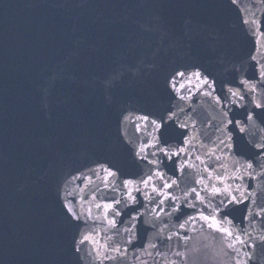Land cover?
<instances>
[{
  "label": "water",
  "instance_id": "water-1",
  "mask_svg": "<svg viewBox=\"0 0 264 264\" xmlns=\"http://www.w3.org/2000/svg\"><path fill=\"white\" fill-rule=\"evenodd\" d=\"M242 18L259 22L252 25L258 28L255 35ZM260 32H264L261 0H238L237 5L231 0H0V264H100L95 253L86 254L91 245H84L81 253L73 246L81 233L93 230L101 243L111 236L110 244L127 248L125 257L103 264H165L157 251L166 253L168 260H179L172 255L175 251H187L186 264H235L251 251L249 264H264L260 240L264 217L256 215L264 208V176L234 182L255 193L246 202L247 209L245 204L227 209L235 218L234 231L247 233L243 238L256 245L255 249L237 245L239 257L200 221L186 225L187 231L179 228L185 214L204 208L198 202L196 210L183 207L172 217L161 213L152 228L144 221L155 217L159 197L150 203L137 194L140 203L134 207L144 215L132 245L126 244L122 231L103 232L99 221L82 220L78 227L75 221L69 223L63 208L66 182L68 190L75 187L79 181L71 182L72 177L88 174L97 161L126 174L148 172L152 166L138 161L128 143H139L145 136L123 117L131 121L142 113L163 114L176 103L169 80L177 69L199 67L215 81V94L222 98L228 87L243 91L238 81L252 77L251 55L264 62ZM181 82L177 77L176 86ZM243 94L242 106L223 108L229 119L247 126L244 133L229 126L234 143L233 149L224 148L229 168L234 167L233 159L255 156L253 144L264 142V110L252 103L253 96L264 101V84H258L256 93ZM191 107L199 121L219 126L222 106L211 98L195 93ZM249 112L254 114L251 122ZM189 132L201 139L221 135L203 123ZM203 151L197 144L194 155ZM160 158L161 171L172 176L171 162ZM218 163L213 160L210 166L218 168ZM173 178L180 181V187L171 190L180 197L178 204L184 203L181 189L200 187L194 183L199 178L194 169ZM99 195L119 198L112 192ZM171 203L163 206L166 212ZM249 209L252 214L245 219ZM127 219L128 215L118 218ZM177 231L190 237L185 247L177 248L182 242L175 237L166 240ZM149 242L157 244L149 249L151 257L143 251Z\"/></svg>",
  "mask_w": 264,
  "mask_h": 264
},
{
  "label": "snow or ice",
  "instance_id": "snow-or-ice-1",
  "mask_svg": "<svg viewBox=\"0 0 264 264\" xmlns=\"http://www.w3.org/2000/svg\"><path fill=\"white\" fill-rule=\"evenodd\" d=\"M231 3L237 5L238 0H231ZM261 3H264V0H261ZM241 23L248 26L253 35L258 31V28H252V25L259 24L255 19L242 18ZM260 37H264V32H260ZM260 37H257L255 41L257 45L256 52H259ZM250 59L254 62L253 75L251 78L240 79L238 83L243 85V91L256 93L258 84H264V62L257 59L255 54L251 55ZM177 77L183 81L179 84V87L176 86ZM169 83L175 93L177 102L173 103L163 114L142 113L136 115L134 120L131 121L129 116L125 115L123 117L124 121L133 123L137 133H142L145 136V139L139 143L128 141L134 148V157L152 167L146 174L137 176L136 174L123 173L119 169H114L106 163L97 161L95 167L87 169L88 174L80 172L78 175H74L71 182L79 181V184L68 190L67 183L69 182H66L63 197V208L69 218V223L75 221L78 227L79 222L82 220L84 223H87L88 220L99 221L104 225L103 232L111 231L115 235H119L122 231L127 234L126 244L132 245L138 233L137 222L141 221L144 215L134 207L140 203L137 194L143 196L144 200L150 203L156 202V198L159 197L158 202H156L158 211L155 212V217L152 221H144L152 228L156 227V221L160 219L161 213L172 217L174 214L180 213L183 207L196 210L198 202L204 208L197 210L195 215L185 214L183 222L178 225L179 228L187 231L186 225L200 221L202 222V228L207 227L212 234H218L221 240L226 241L227 249L239 257L241 248L237 245L247 246L250 249H255L256 245L255 243L248 244L243 238L247 233L234 231L235 218L230 215L227 209L230 205L240 204H245L247 209L246 202L255 195L249 190L248 185L234 182H242L245 177L254 180L257 176H264V142L253 144V147L257 150L255 156H241V158L233 159L232 164L234 167L229 168L224 163V160L227 159L224 148L229 150L234 148L233 134L229 130V126L232 125L238 128L241 133L246 131L247 126L240 120L229 119L228 112L223 111V108L229 104L242 106L240 102L245 100L243 91L238 87H228L223 98L216 95L215 81L210 80L209 76L197 66L185 68L184 70L177 69L172 74ZM195 93L209 97L215 105L222 106L219 126H214L212 122L207 120L201 122L196 118V110L191 107V101ZM252 103L256 109L264 110V101H257L253 96ZM185 105H188V107L186 108ZM253 119L254 114L249 112L247 121L251 122ZM198 123H203L205 127H214V133L218 132L221 135L216 136L215 139L208 137L201 139L197 134H190L189 130H195ZM205 140H207V143ZM197 144L199 148L204 149L202 155H194ZM160 157L171 162L172 176H169L165 171H161L163 160ZM241 159L243 162H241ZM193 160L198 161L199 164L192 162ZM213 160L219 162L218 168L210 166V162ZM257 168L260 169L259 172H256ZM188 169L197 171L199 178L194 183L200 187L193 186L181 189L184 203L178 204L176 202L180 200V197L175 196L171 190L179 188L180 181L173 177L176 176V173L184 176ZM221 169L222 171H220ZM106 192L119 194V198L117 195L111 197L107 195L98 196V194ZM201 192L207 193V195H201ZM189 197L192 199L189 200ZM216 198H220L219 202L212 203ZM166 202H172L171 211L169 212H166L163 207ZM251 203L255 204V200H252ZM93 208L98 213L95 216L93 215ZM124 209H128L129 212L125 213ZM209 209L210 211H208ZM251 214L249 209L248 215L244 218L248 219ZM125 215H128L126 221L118 220V218ZM256 215L264 217V208H261ZM177 219L179 220V217ZM122 225L123 227H121ZM163 230V228L160 229L161 232ZM174 237L182 242L177 244V248L185 247L190 239L188 235H181L177 231L166 236V240L170 242ZM213 238L215 239L216 235H213ZM111 240V236H105L104 242L101 243L96 239V233L93 230L81 233L79 240L74 241L73 246L76 253H81L84 245H91L92 249L86 253L87 256L91 257L95 253L94 259L103 264L105 260L116 261L118 258L126 256L127 248L121 249L116 243L110 244L109 241ZM260 240L264 242V236L260 237ZM156 248L157 244L149 242L143 251L151 257L153 252L149 249ZM227 254L226 252L225 255ZM155 255L163 258L165 264H186L188 252L175 251L172 253L179 260H168L166 259L167 254L159 251ZM243 257V259H235V264H249L253 259V253L251 251L244 252ZM84 258V256L79 257L80 260ZM142 264H147V262L142 261ZM155 264H158V262H155Z\"/></svg>",
  "mask_w": 264,
  "mask_h": 264
}]
</instances>
